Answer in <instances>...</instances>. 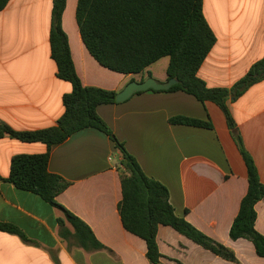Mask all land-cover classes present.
Wrapping results in <instances>:
<instances>
[{"label":"crops","instance_id":"crops-1","mask_svg":"<svg viewBox=\"0 0 264 264\" xmlns=\"http://www.w3.org/2000/svg\"><path fill=\"white\" fill-rule=\"evenodd\" d=\"M78 0H65L61 26L76 73L85 87L122 91L131 82H167L151 64L139 74L100 66L85 48L77 26ZM53 0H9L0 11V123L15 131L53 127L64 112L71 84L57 77L50 53ZM203 14L215 44L197 76L209 88H231L264 56V0H203ZM226 105L264 185V80L228 99ZM97 114L146 176L163 184L176 216L230 249L225 260L169 226L157 229L163 264H264L247 239L232 240L230 226L247 191V170L225 116L214 103L182 91L147 90L121 103L100 105ZM185 117L211 129L171 123ZM49 151L48 171L68 186L56 202L78 217L105 249L86 250L60 232L63 213L39 196L0 180V222L13 224L29 239L0 231V264H150L145 242L127 232L118 204L121 152L94 128L83 129L49 150L43 143L0 138V178L9 176L16 155ZM255 230L264 236V201L255 205ZM68 236L72 227L65 222Z\"/></svg>","mask_w":264,"mask_h":264},{"label":"trees","instance_id":"trees-1","mask_svg":"<svg viewBox=\"0 0 264 264\" xmlns=\"http://www.w3.org/2000/svg\"><path fill=\"white\" fill-rule=\"evenodd\" d=\"M8 2L0 0V11ZM64 8L65 0H53L49 34L50 53L57 67V77L71 84V92L62 98L64 112L55 126L41 130L15 131L0 123V138L43 143L49 150L83 129L99 130L121 152L122 160L117 171L122 198L118 212L124 229L145 242L146 258L150 264H163L156 238L160 225L173 228L225 260L235 261L230 249L198 231L184 218L176 216L167 188L144 174L135 158L99 117L97 107L115 104L116 93L82 85L61 26ZM75 18L85 48L100 66L121 74H139L151 64L168 57L167 78H176L178 83L167 91H182L201 103L210 101L221 109L245 163L248 183L230 226L229 237L232 240H249L256 254L264 257V236L255 230V205L264 201V185L226 105L228 99H237L249 87L264 80V56L231 88L207 87L197 72L215 44V35L203 14V0H78ZM170 122L212 128L209 122L185 117L173 118ZM48 161L49 151L16 155L11 159L9 176L0 180L11 183L19 190L31 192L59 209L63 213V218L57 219L60 232L67 238L73 237L77 246L86 250L105 249L84 222L56 202V197L67 188L68 183L48 171ZM65 222L73 229L68 236L63 228ZM0 231L29 242L13 224L0 222Z\"/></svg>","mask_w":264,"mask_h":264},{"label":"water","instance_id":"water-1","mask_svg":"<svg viewBox=\"0 0 264 264\" xmlns=\"http://www.w3.org/2000/svg\"><path fill=\"white\" fill-rule=\"evenodd\" d=\"M177 83L178 79L176 78L169 79L165 83H158L153 78H148L141 83L131 82L127 84L122 91L116 94L115 101L116 103H121L130 98L133 94L147 90L167 91Z\"/></svg>","mask_w":264,"mask_h":264},{"label":"rangeland","instance_id":"rangeland-1","mask_svg":"<svg viewBox=\"0 0 264 264\" xmlns=\"http://www.w3.org/2000/svg\"><path fill=\"white\" fill-rule=\"evenodd\" d=\"M168 57H164V58H162V59H160V60H158V62L153 66V71H154V73H157V72H164V67H163V65L166 63V62H168Z\"/></svg>","mask_w":264,"mask_h":264}]
</instances>
